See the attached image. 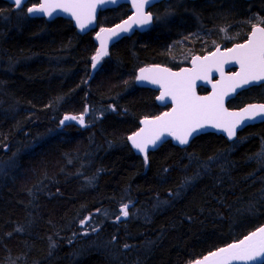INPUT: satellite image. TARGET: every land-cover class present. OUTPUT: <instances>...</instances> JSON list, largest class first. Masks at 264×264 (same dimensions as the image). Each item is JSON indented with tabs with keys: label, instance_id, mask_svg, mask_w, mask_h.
Instances as JSON below:
<instances>
[{
	"label": "trees",
	"instance_id": "16d2710c",
	"mask_svg": "<svg viewBox=\"0 0 264 264\" xmlns=\"http://www.w3.org/2000/svg\"><path fill=\"white\" fill-rule=\"evenodd\" d=\"M37 3L0 0V264H188L264 224V122L233 141L167 142L147 161L128 142L170 108L137 85L139 70L243 41L264 26V0L159 3L154 25L113 45L94 73L98 31L129 6L82 35L68 19L30 18ZM262 101L255 88L229 107ZM66 115L84 124L61 128Z\"/></svg>",
	"mask_w": 264,
	"mask_h": 264
},
{
	"label": "snow or ice",
	"instance_id": "6c2138e0",
	"mask_svg": "<svg viewBox=\"0 0 264 264\" xmlns=\"http://www.w3.org/2000/svg\"><path fill=\"white\" fill-rule=\"evenodd\" d=\"M96 3L97 0H42V2H38V6L28 7L27 12L52 16L56 9H61L74 17L76 23L83 30L91 24L94 18ZM148 3L149 0H139L135 3L138 16L132 20V23L141 26L151 23L152 16L144 13V7ZM14 4L17 8H22L23 0H14ZM261 23L264 24V21ZM117 27L120 31L127 32L131 24L125 21L123 25ZM105 31L113 35L117 34L115 29H101V32ZM222 31L226 30L222 29ZM97 39L101 40V48L92 57L94 69L101 58L108 55L105 41L99 35ZM230 62L240 66V71L235 73V77L238 79L233 81V77L228 78L229 81H233L230 85L231 90L253 81L264 80V27L253 25L250 35L244 43H236L224 52H221L217 46L215 51L208 56L194 57L192 69H185L182 73H173L166 68H144L140 70L138 80H148L150 83L160 85L164 92L159 99L163 100L166 95L171 96L176 105L171 113H165L152 120L141 121L145 127L128 137L134 148L140 153H145V161H147L149 146L155 148L157 142H162V137L165 135L173 137L183 145L189 142V137L194 132L210 126L226 132L231 139L236 134V128L244 120H253L256 117L264 118V104L251 105L243 109L242 113L228 112L223 108V96L227 94L224 91L214 92L212 97L196 96L195 81L207 79L213 68L223 76V65ZM213 88H216L215 84ZM72 120L81 125L84 124L83 116L69 115L64 117L61 124ZM120 213L124 217L129 215L127 204L121 207ZM234 262L264 264V226L251 232L239 242L209 253L202 260L195 261V264H234Z\"/></svg>",
	"mask_w": 264,
	"mask_h": 264
},
{
	"label": "water",
	"instance_id": "95a60500",
	"mask_svg": "<svg viewBox=\"0 0 264 264\" xmlns=\"http://www.w3.org/2000/svg\"><path fill=\"white\" fill-rule=\"evenodd\" d=\"M3 1H6L9 4L13 5L16 9H21V8H17L15 6L14 0H3ZM29 1H31V0H23L22 8ZM37 1L38 2H42V0H37ZM164 1H170V0H149V3L146 4L145 7H144V13L145 14H150L152 16V21H151V23H149L147 25H143V26L135 24V23H132V20L137 18V16H138V12H137V8L135 7V3L139 2V0H114V2H113V0H97L96 9H95V13H94V18H93L91 24H89L83 30H81L79 25L76 23V20H75L74 17H72L69 13H66V12L62 11L61 9H56L53 12L52 16H47V15H45L43 13H37V14H29L28 13V15H29L30 18H45L47 21H53V20H56L58 18H64V19L71 20L73 25H74V27L77 29L78 33L82 34V35H85V34H88V33H90V32H92V31L97 29V27H98V18H99V15L102 12H104L106 10H109V9L118 8L121 5H128L129 6L130 15L127 18L121 20L120 22H118V23H116V24H114L112 26L102 28V29H105V30L115 29L116 33H117L116 35H113V34H111L110 32H107V31L101 32V29L99 30V32L97 34V36L99 35L105 41L106 50H107V53H109V50L112 48V46L115 45L116 43H118L123 38L130 37L136 32H144V31H147L148 29H150L153 26L154 19H155L154 14H152V12H151V8H153L155 5H157L159 3H162ZM192 1H195V0H192ZM33 6H38V3L32 5L31 7H33ZM125 21H128L131 24V27H130V29L127 32H122V31H120V29L117 26L118 25H123L125 23ZM257 26H260V25H257ZM96 42H97V45H98V50H100V48H101V40L97 39V37H96ZM244 42H242V43H244ZM235 44H233L230 47H233ZM230 47H228V48H230ZM219 48H220L221 52H224L227 49V48H221V47H219ZM215 49L213 51H215ZM213 51H211V52H213ZM211 52L206 53L204 55H195V56L192 57V59H191V61H190L188 66H182V67L176 68V69L168 67V66H164V65H159V64L145 66L144 68H166L170 72H173V73H182L183 70H185V69H192V67H193L192 60H193L194 57L198 56V57L203 58L204 56L210 55ZM106 57H107V55L101 58L100 62L97 64L95 69L92 67L94 71L101 65L102 61ZM144 68H142V69H144ZM239 71H240L239 64H236L234 62H230V63H227V64L223 65V73H224L223 76H221V73L219 71H216V69L213 68L212 72L209 73L207 79H198V80L195 81V94H196V96H198V97H212L214 95V92L215 93H219L221 91H224L227 94H225L223 96V108L226 109L230 113H242L243 109H245V108H247V107H249L251 105H262V104H264V101H262V102H256V103L249 104V105L245 106L244 108H240V109H232V108L229 107V103L232 100H234L242 92H244L246 90H249V89H251L253 87L260 86V85L264 84V80L253 81V82H251L249 84H244V85H242L240 87H236L234 90H231L230 85L233 83V81L235 79H238V78L235 77V73L239 72ZM139 75H140V70H139V72L137 74V77ZM229 77H233V81H229L228 80ZM136 81H137V85L139 87L146 88V89H151V90H154V91L158 92V95H157V98H156V102H157V104L160 107H164V108L165 107H170L168 110L162 112L158 116H162L165 113H171L173 108L176 107V105L173 103V101L171 99V96H167L166 95L163 100L159 99V97L161 96L162 92H164V89H162L160 87V85L150 83L148 80H138L137 79ZM214 84L216 85L215 89L213 88ZM201 89H205L206 92L202 93ZM155 117H157V116H155ZM155 117L144 118L141 121H143L145 119L152 120ZM141 121H140L139 129L136 130L134 133L140 131L141 128L145 127V125L143 123H141ZM263 122H264V118H261V117H256L253 120H244L236 128V134L231 139H229V137H228L226 132H224V131H222V130H220L218 128H213V127H210V126L206 127L205 129H200L198 132H194L192 134V136L189 137V142L187 144H183V145L180 144L173 137L165 135L164 137H162V142H160V141L157 142V146L155 148H153L151 145L149 146L148 152H147V156H148V154L150 152L158 150L160 147H162L167 142H171L174 146H177L179 148H185V147H188L196 138H198V137H200L202 135H206V134H215V135H219V136L221 135V136L225 137L228 141H233L237 137L238 133L241 132L242 130H244L245 128H247V127H249L251 125L260 124V123H263ZM64 123L67 124V123H69V121H65ZM134 133H132L131 135H133ZM128 142H129L131 148L133 149V151L137 155H140L143 158H145V153H140L136 148H134L132 146L131 141L129 139H128ZM262 226H264V224L261 225L260 227H262ZM257 229H255V230H257ZM255 230H253V231H255ZM249 234H247V235H249ZM247 235H245V236H247ZM244 237H242L241 239H243ZM241 239L236 240L234 242H231L229 244H232V243H235V242H239ZM229 244H226V245L221 246L219 248L226 247ZM219 248H217V249H215L213 251H217ZM213 251H211V252H213ZM211 252H209V253H211ZM209 253L205 254L204 256H202V257H200V258H198V259H196V260H194V261H192V262H190L188 264H195V261L202 260L203 257L209 255ZM234 264H241V262H234ZM249 264H253V262H249Z\"/></svg>",
	"mask_w": 264,
	"mask_h": 264
},
{
	"label": "rangeland",
	"instance_id": "374dc122",
	"mask_svg": "<svg viewBox=\"0 0 264 264\" xmlns=\"http://www.w3.org/2000/svg\"><path fill=\"white\" fill-rule=\"evenodd\" d=\"M202 35V34H201ZM236 35L234 36H225L224 38H222V41H220V43H217V41H214L212 45L215 44V46H219V47H222V48H225L226 47V43L229 41L231 42L233 39H236ZM197 38H199V36H197ZM228 42V43H229ZM182 44H184V42H182ZM191 56H193V54H187L186 56H184L180 61H182L184 64L189 62L190 59H191ZM181 65H184L182 63H179ZM123 218H126L124 217L123 215H121Z\"/></svg>",
	"mask_w": 264,
	"mask_h": 264
},
{
	"label": "flooded vegetation",
	"instance_id": "af4514ba",
	"mask_svg": "<svg viewBox=\"0 0 264 264\" xmlns=\"http://www.w3.org/2000/svg\"><path fill=\"white\" fill-rule=\"evenodd\" d=\"M261 26H262V25H261ZM262 27H264V26H262ZM251 29H252V28H251ZM250 32H251V30L247 33L245 39H244L243 41H241V42H238V43H242V42H244V41L248 38V36L250 35ZM255 88H258L259 91H260V92L262 93V95L264 96V84H263V85H260V86L253 87V88H251V89H249V90H246V91H244V92L250 91V90L255 89ZM242 93H243V92H242Z\"/></svg>",
	"mask_w": 264,
	"mask_h": 264
},
{
	"label": "bare ground",
	"instance_id": "6f19581e",
	"mask_svg": "<svg viewBox=\"0 0 264 264\" xmlns=\"http://www.w3.org/2000/svg\"><path fill=\"white\" fill-rule=\"evenodd\" d=\"M28 16H29V15H28ZM154 22H155V19H154ZM95 71H96V70H95ZM95 71H94L93 68H92V73H94ZM64 125H65V123L61 126V128H63Z\"/></svg>",
	"mask_w": 264,
	"mask_h": 264
}]
</instances>
